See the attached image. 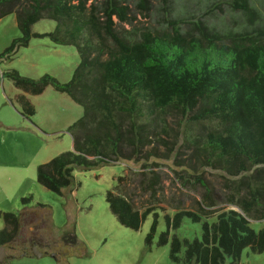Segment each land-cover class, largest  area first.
<instances>
[{
	"label": "trees",
	"instance_id": "trees-1",
	"mask_svg": "<svg viewBox=\"0 0 264 264\" xmlns=\"http://www.w3.org/2000/svg\"><path fill=\"white\" fill-rule=\"evenodd\" d=\"M230 4L247 17L238 28L218 30L188 14L179 19L166 15L165 25L125 33L115 20L132 22L124 0H0V18L14 12L22 31L0 56L29 44L38 35L33 25L44 18L56 21L46 34L57 44L74 45L80 55L68 82L48 73L31 78L16 69L5 72L21 91L15 97L26 117L35 113L28 96L49 85L84 108L68 127L74 150L39 165L41 185L58 190L69 186L75 166L87 170L120 157L139 158L152 141L150 133L156 134L155 121L168 109L181 114L185 145L193 146L197 157L200 153V162L224 172L229 194L223 199L230 207L203 223L200 238L173 236L170 254L176 261L182 257L184 264H224L226 257L236 261L245 247L264 251V20L250 0ZM137 7L146 9V0H137ZM181 22L192 26L182 30ZM163 126L162 131L176 135ZM192 175L204 184L201 174ZM125 178L118 177L106 198L119 221L137 229L149 212H140L116 191ZM208 196L207 205H213ZM186 214L166 215L168 226H179ZM188 214L194 221L200 217ZM3 215L9 221L17 214ZM251 219L262 220L263 226L254 229Z\"/></svg>",
	"mask_w": 264,
	"mask_h": 264
},
{
	"label": "rangeland",
	"instance_id": "rangeland-1",
	"mask_svg": "<svg viewBox=\"0 0 264 264\" xmlns=\"http://www.w3.org/2000/svg\"><path fill=\"white\" fill-rule=\"evenodd\" d=\"M250 2L264 20V0ZM124 3L131 9L132 22L115 20L125 33L144 25H165L166 15L179 19L195 14L196 20L218 30L238 28L247 20L230 0H146L147 8L142 11L137 0ZM191 26L180 23L182 30ZM55 27L52 19L37 21L32 30L38 35L32 36L29 44L19 46L14 54L0 56V229L5 225L4 213L34 212L44 219L47 241L41 256L16 258L13 264H184L182 257L176 261L170 254L173 236L200 238L203 223L216 220L217 213L230 206L223 199L229 194L224 172L202 163L203 159L200 162V153L197 157L194 147L185 145L182 124H178L183 119L177 110L168 109L162 120L155 121L156 134L150 133L152 141L139 158L120 157L87 170L75 166L69 186L58 190L38 182L39 165L74 150L68 127L83 115L84 108L49 85L43 92L28 96L35 113L26 117L15 97L21 91L5 72L16 69L31 78L48 73L61 82L70 81L80 55L74 45L57 44L46 34ZM21 35L14 12L1 17L0 55ZM163 125L176 135L162 131ZM191 173L201 174L204 184ZM120 176L126 178L116 191L140 212H149L137 229L121 223L106 198ZM207 195L213 205H207ZM179 210L187 212L181 224L168 226L166 215L172 217ZM188 212L199 213L198 221ZM250 224L256 230L263 226L262 220L251 219ZM51 253H57L60 260ZM224 264H264V251L245 247L236 261L226 257Z\"/></svg>",
	"mask_w": 264,
	"mask_h": 264
},
{
	"label": "flooded vegetation",
	"instance_id": "flooded-vegetation-1",
	"mask_svg": "<svg viewBox=\"0 0 264 264\" xmlns=\"http://www.w3.org/2000/svg\"><path fill=\"white\" fill-rule=\"evenodd\" d=\"M42 223L44 219L34 212L18 213L9 221L5 220L0 229H6L0 237V264H13L21 257L41 256L45 252L42 247L47 242Z\"/></svg>",
	"mask_w": 264,
	"mask_h": 264
},
{
	"label": "water",
	"instance_id": "water-1",
	"mask_svg": "<svg viewBox=\"0 0 264 264\" xmlns=\"http://www.w3.org/2000/svg\"><path fill=\"white\" fill-rule=\"evenodd\" d=\"M20 255V254H19ZM52 255L55 257L57 261L60 260V256L57 253H52Z\"/></svg>",
	"mask_w": 264,
	"mask_h": 264
}]
</instances>
